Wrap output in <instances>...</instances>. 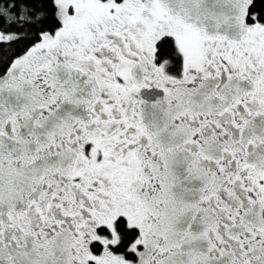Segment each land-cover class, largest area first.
<instances>
[{"label": "snow or ice", "instance_id": "snow-or-ice-1", "mask_svg": "<svg viewBox=\"0 0 264 264\" xmlns=\"http://www.w3.org/2000/svg\"><path fill=\"white\" fill-rule=\"evenodd\" d=\"M0 264H264V0H0Z\"/></svg>", "mask_w": 264, "mask_h": 264}]
</instances>
